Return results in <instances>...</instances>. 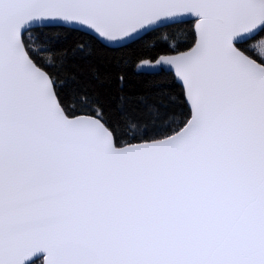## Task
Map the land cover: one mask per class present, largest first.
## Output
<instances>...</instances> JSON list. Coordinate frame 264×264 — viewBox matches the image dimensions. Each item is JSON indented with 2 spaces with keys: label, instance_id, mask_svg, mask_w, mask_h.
<instances>
[{
  "label": "snow or ice",
  "instance_id": "obj_1",
  "mask_svg": "<svg viewBox=\"0 0 264 264\" xmlns=\"http://www.w3.org/2000/svg\"><path fill=\"white\" fill-rule=\"evenodd\" d=\"M0 264H264V0H0Z\"/></svg>",
  "mask_w": 264,
  "mask_h": 264
}]
</instances>
